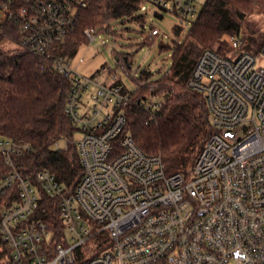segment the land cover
<instances>
[{"label":"built area","instance_id":"1","mask_svg":"<svg viewBox=\"0 0 264 264\" xmlns=\"http://www.w3.org/2000/svg\"><path fill=\"white\" fill-rule=\"evenodd\" d=\"M205 2L143 0L139 13L150 3L191 22ZM87 4L0 0V35L19 19L22 36L11 44L51 57ZM102 33L86 30L87 45ZM159 35L151 27L148 38ZM222 41L230 52L204 51L188 83L206 100L212 133L189 170L176 173L125 133L130 90L119 76L104 78L106 68L83 76L54 56L55 69L71 80L65 111L77 129L83 176L70 191L48 170L25 172L30 145L0 138L8 168L0 167V235L13 264H264V46L254 55L238 37ZM148 106L160 102L153 96ZM43 195L59 208L62 244L35 218Z\"/></svg>","mask_w":264,"mask_h":264},{"label":"trees","instance_id":"2","mask_svg":"<svg viewBox=\"0 0 264 264\" xmlns=\"http://www.w3.org/2000/svg\"><path fill=\"white\" fill-rule=\"evenodd\" d=\"M142 4L143 0H88L87 6L78 11L73 33L54 46L51 57L20 47L7 49V43L20 39L22 28L19 19L6 24L0 35V138L30 145L31 152L21 161L25 172L48 170L68 190L76 188L83 169L75 144L77 129L65 111L71 80L55 69L54 56L72 62L88 43V29L110 33L116 21L144 26L146 16L139 13ZM257 6L264 9V0H206L190 22L186 41L174 47L171 69L158 79L146 71L134 79L138 87L129 91L130 99L122 107L127 118L125 133H130L147 155L160 156L170 173L187 172L212 133L204 96L188 86L198 58L206 50L228 54L230 49L222 39L239 37L246 18ZM173 31L179 36L182 27L176 26ZM118 58L129 73L130 55ZM153 96L160 102L158 109L148 106ZM62 139L66 147L56 148ZM0 167L8 170L1 160ZM35 218L49 223L54 241L57 245L63 243L64 225L54 200L43 195ZM106 242L105 236L99 247ZM0 264H13L11 250L1 235Z\"/></svg>","mask_w":264,"mask_h":264},{"label":"rangeland","instance_id":"3","mask_svg":"<svg viewBox=\"0 0 264 264\" xmlns=\"http://www.w3.org/2000/svg\"><path fill=\"white\" fill-rule=\"evenodd\" d=\"M145 25L137 23L116 21L112 24L113 33L101 34L92 45L83 46L72 61V70L83 76H92L94 73L107 69L104 78L110 74L119 76L130 91L136 89L134 79H139L146 71L152 74L153 79L168 72L173 64L172 54L174 47L184 43L187 39L191 23L188 18L181 17L172 11H164L158 6L146 4ZM202 5H199L201 10ZM159 14V15H157ZM176 26L182 27L179 36L174 34ZM151 27L159 30L160 35L150 42H144L151 32ZM241 41L240 49L259 55L264 46V9L256 7L244 23L242 32L238 37ZM167 46V49H162ZM16 45L7 43V49H14ZM130 55L131 66L129 73L119 63L118 55ZM103 78V79H104ZM156 93V97H159ZM61 149L66 147V140L59 141ZM168 173L169 169L166 168ZM104 236H100L99 242ZM97 242V240H95Z\"/></svg>","mask_w":264,"mask_h":264}]
</instances>
